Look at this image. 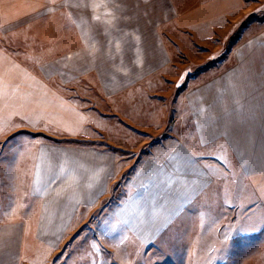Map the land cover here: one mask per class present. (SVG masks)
<instances>
[{
    "label": "crops",
    "instance_id": "obj_1",
    "mask_svg": "<svg viewBox=\"0 0 264 264\" xmlns=\"http://www.w3.org/2000/svg\"><path fill=\"white\" fill-rule=\"evenodd\" d=\"M9 2L16 8L22 0H0L3 14L9 11ZM237 2H201L179 12V24L220 22L239 6ZM87 14L86 10L81 11V27L84 23L88 25ZM158 15L155 19L129 21L128 24L134 25L119 33L111 20L119 17L107 16L106 23L111 26L105 28L103 38L108 41L100 42L97 52L93 47L100 38L93 28L85 27L90 47L88 56L79 51L73 59H64V65L73 74L71 78H79L78 82L62 81L65 86L53 80L51 74L45 79L38 70L17 61L7 49L0 47V216H5L0 218V264H24V249L35 242L36 247L54 251L78 221H82L83 210L98 207L108 194L117 196V178L125 177L128 172H122L120 149L112 145L125 150L134 149L142 142L122 143L111 134L135 137L144 132L168 130L170 133L149 145L137 171H133L130 179L133 194L136 184H141L140 189H145L148 198L156 195L165 200L170 183L183 182L193 187L195 195L180 199L195 200L203 194L205 184L212 182L207 157L199 151L211 138L221 135L220 123L224 127L225 149L231 152L240 121L245 122L248 117V105L253 108L257 101L263 100L256 99L258 91H250L255 98L246 95L248 87L262 89L261 92L264 89V64H257L258 56L263 54L257 44L261 45L264 36L255 35L245 43H237L231 50L237 63L225 64L220 74L190 82L169 101L165 94H158L171 80L168 67L173 52L156 26L149 25L156 19H167L169 11L164 8ZM92 21L100 23L97 19ZM110 60L114 63H109ZM90 68L89 76L87 73L83 78L81 75ZM175 85L179 88V76ZM186 111L193 127L190 132L181 126ZM6 135L9 138L2 139ZM78 136L111 137L112 145L104 141L72 143L52 139ZM179 136H184L183 140ZM193 136L201 137L202 145ZM235 150L242 151L236 147ZM179 168H184L186 173L179 176ZM198 183H204V189L196 188ZM130 197L134 196L127 198ZM142 197L145 198L144 194ZM15 199L19 202L17 211L26 207L22 211L26 214L33 210L30 205L38 202L32 212L36 215L34 220L7 219V204ZM188 202L183 201L180 207ZM118 207L122 217L119 223L125 222L130 228L129 208L124 206L123 211L121 205L118 204L117 210Z\"/></svg>",
    "mask_w": 264,
    "mask_h": 264
},
{
    "label": "rangeland",
    "instance_id": "obj_2",
    "mask_svg": "<svg viewBox=\"0 0 264 264\" xmlns=\"http://www.w3.org/2000/svg\"><path fill=\"white\" fill-rule=\"evenodd\" d=\"M210 1L214 3L216 0H22L16 8H12L15 5L9 2L8 13L3 14L0 8V47L7 49L17 61L38 70L43 77L51 74L53 80L65 86L62 81L78 82L79 78H71L73 74L64 65V59H73L79 51L88 56L90 47L83 30L85 27L93 28L100 38L93 47L97 52L100 45L108 41L103 38L105 28L111 26L106 23L109 21L107 16L119 17L118 20L111 19L116 33H119L121 29L134 25L128 24L129 21L155 19L154 16H160L159 10L167 8V19H156L149 25L150 28L156 26L173 52L168 67L171 80L166 87L159 89L158 94L163 93L166 99L173 101L175 93L179 90L181 94L190 82L221 73L225 64L237 63L231 56L237 43H245L247 38L255 35L264 36V0H232L238 1L239 6L220 22L179 24V12ZM82 10L88 12L85 19L88 25L84 23L83 27L80 24ZM10 11L18 13L14 15ZM96 17L100 23L92 21ZM257 45L263 51L257 64H264V41ZM90 71L91 68L87 69L81 76L85 78L87 73L89 76ZM177 76L179 88L175 85ZM257 84L259 86L258 81ZM248 91V98H255L250 91H258L256 99L263 100L261 103L257 101L253 108L248 105V117L245 122L240 121L241 127L234 137L236 141L230 147L231 152L225 149L224 127L220 123L221 135L201 146L199 153L207 157L213 177L210 175L212 182L205 184V189L202 187L204 183L195 186L204 189L195 200L180 199L195 195L193 187L183 182L179 185L170 183L165 200L156 195L148 198L145 189H140L141 184H136L133 194L130 183L133 171H137L149 145L160 142L170 134L168 130L144 132L135 137L124 133L111 134L122 143L135 145L142 142L134 149L125 150L113 146L109 141L111 137H52L57 142L110 143L113 148L120 149L121 169L128 175L117 178V196L108 194L98 207L83 210L82 221H78L75 229L54 251L36 247L35 241L30 248H25L24 264H264V89L261 92L262 89L248 87ZM184 114V122L180 121L182 130L190 132L193 128L191 119L187 111ZM183 137L179 136L181 140ZM8 138V135L2 137L4 140ZM191 138L202 145L201 137ZM235 147L242 151L235 150ZM184 173L186 170L179 168V176ZM181 190L184 191L180 193ZM130 195L134 197L127 198ZM17 200L11 202L12 205L7 204V219L34 220L36 215L33 216L32 212L38 202L28 204L33 210L26 214L22 212L26 207L17 211ZM183 201L189 202L180 207ZM118 204L121 208H129L127 211L132 214L130 228L125 222L124 225L119 223L122 221L118 219L122 217L121 210L116 208ZM94 244L97 247H93Z\"/></svg>",
    "mask_w": 264,
    "mask_h": 264
},
{
    "label": "snow or ice",
    "instance_id": "obj_3",
    "mask_svg": "<svg viewBox=\"0 0 264 264\" xmlns=\"http://www.w3.org/2000/svg\"><path fill=\"white\" fill-rule=\"evenodd\" d=\"M53 2H54V0H53ZM96 19L99 20V17H96ZM93 247H97V245L94 244Z\"/></svg>",
    "mask_w": 264,
    "mask_h": 264
},
{
    "label": "trees",
    "instance_id": "obj_4",
    "mask_svg": "<svg viewBox=\"0 0 264 264\" xmlns=\"http://www.w3.org/2000/svg\"><path fill=\"white\" fill-rule=\"evenodd\" d=\"M72 141V140H71Z\"/></svg>",
    "mask_w": 264,
    "mask_h": 264
}]
</instances>
